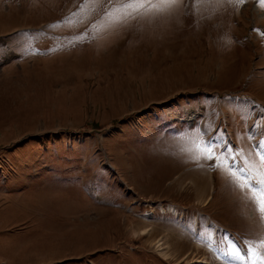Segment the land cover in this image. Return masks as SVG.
<instances>
[{
    "label": "rangeland",
    "instance_id": "1",
    "mask_svg": "<svg viewBox=\"0 0 264 264\" xmlns=\"http://www.w3.org/2000/svg\"><path fill=\"white\" fill-rule=\"evenodd\" d=\"M131 2L0 0V264H237L229 244L264 242L231 160L197 159L219 137L264 176V7Z\"/></svg>",
    "mask_w": 264,
    "mask_h": 264
},
{
    "label": "snow or ice",
    "instance_id": "2",
    "mask_svg": "<svg viewBox=\"0 0 264 264\" xmlns=\"http://www.w3.org/2000/svg\"><path fill=\"white\" fill-rule=\"evenodd\" d=\"M111 3V0H109ZM174 0H165V7L171 6ZM261 7H264V0H258ZM144 2H133L121 5L123 9H130L131 12L125 11L123 13V19H127L133 13H138L141 9L145 8ZM151 9L156 11H162L163 8L158 7L156 4L149 5ZM111 17V13H108ZM117 20L121 17H117ZM258 31V30H257ZM203 148H198L200 156L197 159L203 158L209 161H216L215 167L220 168L222 164L221 157L217 155L218 152H222L223 158L231 160V168L235 171L231 172L238 187L242 189H248L251 195L248 197L253 203L257 205L258 210L264 215V176L254 174L250 170L248 161L242 159L244 157L243 150H237L233 152V145L230 142H224L222 138H209L208 140L202 141ZM257 156L260 161L264 163V140L255 145ZM244 178L240 180L239 178ZM227 255H230L237 264H264V242L255 243L249 241L247 243V249H240L234 243L229 244V251Z\"/></svg>",
    "mask_w": 264,
    "mask_h": 264
}]
</instances>
